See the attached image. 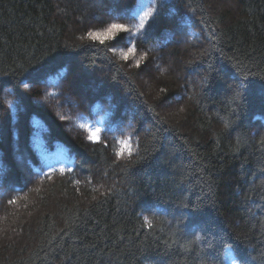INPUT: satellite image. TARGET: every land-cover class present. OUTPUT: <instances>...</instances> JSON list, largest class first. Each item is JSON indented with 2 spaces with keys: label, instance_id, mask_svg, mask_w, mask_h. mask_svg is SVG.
Instances as JSON below:
<instances>
[{
  "label": "trees",
  "instance_id": "obj_1",
  "mask_svg": "<svg viewBox=\"0 0 264 264\" xmlns=\"http://www.w3.org/2000/svg\"><path fill=\"white\" fill-rule=\"evenodd\" d=\"M116 1L109 21L107 0H0V264H264V0ZM148 10L139 69L116 52L129 33L81 39ZM66 78L77 132L100 134L106 112L120 141L86 144L40 107ZM51 137L69 148L51 155ZM37 147L60 167L42 179Z\"/></svg>",
  "mask_w": 264,
  "mask_h": 264
},
{
  "label": "rangeland",
  "instance_id": "obj_2",
  "mask_svg": "<svg viewBox=\"0 0 264 264\" xmlns=\"http://www.w3.org/2000/svg\"><path fill=\"white\" fill-rule=\"evenodd\" d=\"M107 1H109V3L112 1L110 6H109L110 9L107 10V14H106L107 17L109 18V21H110L114 18H117V13L121 10L115 11L114 7H116V3H117L116 0H107ZM156 1L157 0H151L152 5H154V3ZM169 4L173 5V2L171 1V2H169ZM170 5H168V6H170ZM93 7H94V9H92L91 11H94L95 9L101 8V3H95V4H93ZM91 8H92V6H91ZM89 9H90V6H89ZM119 9H121V8H119ZM166 17H167V19H173L175 17L174 11L172 9H169ZM186 19L187 18H185V20ZM129 28L133 29V31L136 33L135 35H132V37H131V44L130 45H132L136 40L139 39L136 35L140 34L141 30L136 32V28H134V27H129ZM188 29H189V27H187L186 30H188ZM186 30L181 34V38H180V40L183 39L184 43H186V40H187V37H186L187 31ZM168 40L169 39H165L164 41H168ZM175 40H176L175 38H172L171 41L169 43H167V45L164 44L165 45L164 47H168V45L175 42ZM157 41L154 42V44H153L154 48H156L160 44V41H158V42ZM128 46H129V44H126L124 46V48H126ZM178 46H180V45H178ZM180 48H183V47H180ZM123 49L116 50V52L117 53L122 52ZM117 53H114V54L118 55ZM136 60H137V55L135 57L130 58L128 60L129 67L136 69V66H135ZM156 69L158 71L160 70L161 71L160 73H165V70H167V69H163L162 65L160 63L155 64V70ZM67 80H69V79L68 78L63 79L61 82H54V81L48 82V85H47L48 90H46L47 91L46 93L44 92L43 95H41L42 96L41 100L38 101V103L40 102L41 103L40 107H42L44 109H48L52 113V115L58 120V122L61 123L62 128H63L62 130L66 135H68V136L81 135L80 133L77 132V129H78L77 125L80 122H84V123L87 122V119L82 116V112L84 111L85 106L83 104H81V101H78L75 94L67 93L66 90H64V89L60 90V88H62V86L66 83ZM142 85L145 87L147 86V84H145V82H143ZM40 87L42 89V86H40ZM33 88H35V86ZM54 89H57L59 91L57 93V99L52 102L50 97H48V98H46V97L48 95V92L50 90L52 91ZM87 92H88V88H86L85 86H80V88H79L80 94H85ZM7 104H8V100H7ZM111 108H113V106L109 103V109H111ZM20 113H19V115H20ZM93 116L96 118V120L102 121V127L98 130V132L100 134H98L96 136L97 140L93 144L89 142V141H92L90 139V137L87 139V138H85V135H81L83 137L84 143L89 144V145L102 143V141L104 140V137L106 135L113 137L115 139L116 143L121 140L118 138L117 132L114 130L116 127H118V125L109 120L106 112L104 115H93ZM127 119L128 120L130 119V121H128L127 132L128 131L133 132L135 130V127H134V122L131 118L130 113H129V116ZM33 124L36 125V121H35V118L32 117L28 130L35 129ZM59 146H66L67 147V144L58 138L51 137V141L49 144V152L51 153V155L54 156V154L57 153V151H58L57 147H59ZM67 148H69V147H67ZM122 149L123 148L121 147V150ZM123 152L124 153H122V156H125V154L128 153L127 150H124ZM38 155L40 157L39 158L40 175L38 177H39V179H42V178H44L43 175L46 174V172L43 171V170H46V167L42 166L43 164H45V161L42 158L44 154L42 153V151L40 149L38 150ZM115 159L117 161H119L116 157H115ZM120 160H121V158H120ZM13 161H16V157L13 158ZM56 162L57 161L54 159L50 164H52V166H54L56 168H60L59 165L56 164ZM16 164L18 166H20V162L18 160L16 161ZM29 177H30V175L28 174V179H29ZM35 179L32 180V183H35ZM32 183H31V185H33ZM0 192H1V188H0ZM11 197L12 196L10 194H8L5 198L1 199L0 200V206H2L3 203H5V202L8 203L12 199Z\"/></svg>",
  "mask_w": 264,
  "mask_h": 264
},
{
  "label": "snow or ice",
  "instance_id": "obj_3",
  "mask_svg": "<svg viewBox=\"0 0 264 264\" xmlns=\"http://www.w3.org/2000/svg\"><path fill=\"white\" fill-rule=\"evenodd\" d=\"M152 16V11L148 10L145 11L143 16L140 17V23L136 26V32L143 30L145 27V22L148 20V18ZM95 28V25L92 26ZM122 33H129L130 36L135 35L136 33L133 31V29L129 28L126 24L124 23H108L107 26L103 27L100 30H88L86 37H81V39H86L88 41H93V42H99L101 45L105 44V42H110L114 41L117 39V37L122 34ZM128 44H131V39L129 38L127 41ZM121 58L124 61H128L130 58L136 56V47L131 46L127 48V51H123L120 53ZM146 61V54L141 55L138 60L135 62V66L137 69L141 68L142 63ZM146 66V65H145ZM27 87V85H25ZM161 92H164V89H160ZM239 95V92H238ZM90 139L95 142L97 140L96 134L93 133L90 136ZM123 144V149L128 151V154L131 155V149H130V144L129 142H121ZM260 144L264 145V139L260 140ZM122 152L117 153V155H122ZM15 201H12L14 203ZM144 226L147 229H152L153 224L151 221L145 219L144 220Z\"/></svg>",
  "mask_w": 264,
  "mask_h": 264
},
{
  "label": "bare ground",
  "instance_id": "obj_4",
  "mask_svg": "<svg viewBox=\"0 0 264 264\" xmlns=\"http://www.w3.org/2000/svg\"><path fill=\"white\" fill-rule=\"evenodd\" d=\"M95 102V101H94ZM102 106V105H101ZM105 112V111H104ZM109 118V117H108ZM112 119V118H111ZM98 130V129H97ZM118 130V129H117ZM48 158V157H47Z\"/></svg>",
  "mask_w": 264,
  "mask_h": 264
}]
</instances>
